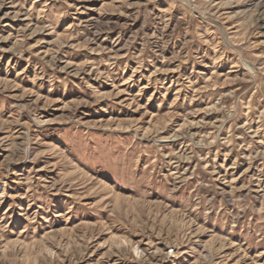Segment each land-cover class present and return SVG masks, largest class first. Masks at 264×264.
I'll return each instance as SVG.
<instances>
[{
  "label": "rangeland",
  "instance_id": "obj_1",
  "mask_svg": "<svg viewBox=\"0 0 264 264\" xmlns=\"http://www.w3.org/2000/svg\"><path fill=\"white\" fill-rule=\"evenodd\" d=\"M0 264H264V0H0Z\"/></svg>",
  "mask_w": 264,
  "mask_h": 264
}]
</instances>
